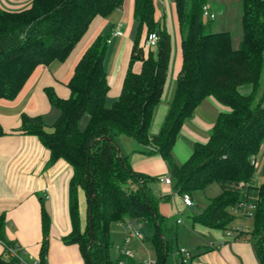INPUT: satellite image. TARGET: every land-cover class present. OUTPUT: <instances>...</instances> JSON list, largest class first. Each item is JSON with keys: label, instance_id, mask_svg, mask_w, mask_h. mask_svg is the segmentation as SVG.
I'll list each match as a JSON object with an SVG mask.
<instances>
[{"label": "trees", "instance_id": "trees-1", "mask_svg": "<svg viewBox=\"0 0 264 264\" xmlns=\"http://www.w3.org/2000/svg\"><path fill=\"white\" fill-rule=\"evenodd\" d=\"M180 33L181 67L164 122L149 135L153 111L161 100L171 59V37L154 18V0H134L133 19L138 24L118 98L106 105L109 90L104 66L109 30L98 35L77 61L67 82L69 96L62 98L44 87L49 104L59 115L45 129L42 115H20L17 129L35 135L49 151V162L62 159L72 168L69 180L71 232L66 243L79 246L85 264H114L108 255L111 225L135 218L142 222L143 241L156 253L154 264H165L175 242L176 226L158 210L160 197L149 186L152 178L133 170L118 151L117 138L127 136L138 144L154 146L166 161L179 193L191 195L212 182L220 193L192 216L194 223L226 230L234 220L231 208L246 200L254 205L251 238L260 264H264V180L253 182L252 158L264 141V0H241V39L232 46L228 31H212L205 19L207 0H173ZM123 0H30L21 10L0 7V99H13L37 65L63 61L96 16L106 17ZM145 29L141 39V30ZM159 39L155 51H144L150 32ZM140 62V70H133ZM248 86L247 92L240 88ZM228 110L220 112L205 142L196 143L189 158L178 165L172 157L181 126L207 96ZM87 115L83 129L79 121ZM4 130L0 125V136ZM87 201V220L80 227L78 190ZM162 197H167L163 195ZM49 219L42 211L43 238L38 264H45ZM0 242L4 251L16 246L5 235L0 215ZM178 248V247H177ZM0 264H23L9 256ZM193 256L191 255L190 259ZM182 262V261H181ZM127 264H143L129 259ZM185 264V262H182Z\"/></svg>", "mask_w": 264, "mask_h": 264}, {"label": "crops", "instance_id": "crops-1", "mask_svg": "<svg viewBox=\"0 0 264 264\" xmlns=\"http://www.w3.org/2000/svg\"><path fill=\"white\" fill-rule=\"evenodd\" d=\"M154 2V18L159 27L167 31L171 37V59L161 100L153 111L149 127L150 136L157 134L164 122L173 96L176 75L181 67L180 33L175 3L173 0H154ZM133 3L134 0H123L121 6L108 16H96L63 61L53 60L48 65H37L13 99H0V125L4 130V134L0 136V215H4L7 239L20 248L19 258L23 264H38L43 238V210L49 219L45 264H85V261L79 246L75 243H66L64 240L72 228L68 190L72 168L62 159L49 162V151L37 136L26 135L17 130L20 126V115L22 113L42 115L45 129L51 130L59 110L49 104L44 87L50 86L59 97L67 98L69 89L66 84L85 49L96 36L105 35L109 30L114 32L120 29L121 35L112 32L104 60L109 84L106 105L110 107L120 94L135 37L137 22L133 19ZM206 4L215 14L212 20L216 23L212 24V31L231 33L230 19L241 25V0H207ZM29 5L30 0H0V7L7 10H21ZM133 70L136 72L140 70V62L134 64ZM226 110L228 108L211 95L200 102L192 115L183 122L173 145L172 157L176 164L180 165L189 158L194 144L207 140L217 115ZM81 120L79 127L83 129L88 120L87 115H83ZM132 139L126 136L117 138L119 149L127 156L131 168L136 172L155 179L161 176L155 183L158 185V190L153 192L155 196L160 197L158 210L161 215L169 219L171 225L174 223L184 225L181 215L185 208L193 205L191 195L192 204L185 205L181 194L173 187V177L166 161L155 152L154 146L141 145ZM261 147H264V141ZM255 165L256 156L254 168ZM260 173L262 174V167L259 175ZM167 175L171 177L169 184L160 181ZM255 175L253 173V182L258 185L256 181L258 176ZM149 186L151 187V182ZM163 195L167 197H162ZM170 202L172 205H169ZM78 206L80 227L83 230L87 220V201L82 189L78 190ZM170 215H174L173 218ZM179 219L181 221L177 222ZM251 219L253 220L252 217ZM190 220L191 238H195L194 241H190L192 243L190 247L193 248L189 250L193 258H188L185 264H260L251 238L253 223L249 218H234L231 222L232 226H243V224L247 226H243V231L233 237L225 236V231L222 229L194 223L192 216ZM116 231H119L122 240L123 227L120 222L111 225V233ZM143 244L148 243L143 242ZM148 245L151 247L150 244ZM179 247L177 262L182 264ZM0 257L4 260L8 257L1 242Z\"/></svg>", "mask_w": 264, "mask_h": 264}, {"label": "rangeland", "instance_id": "rangeland-1", "mask_svg": "<svg viewBox=\"0 0 264 264\" xmlns=\"http://www.w3.org/2000/svg\"><path fill=\"white\" fill-rule=\"evenodd\" d=\"M231 23V34H232V46L234 47L238 46V41L241 39V25H237V23L233 22L234 19L229 20ZM215 21H213L214 23ZM216 23V22H215ZM213 29V28H212ZM138 24H135V35L138 33ZM146 31L144 28L141 30V39L144 38ZM149 48H146L144 46V51L146 52ZM261 88L264 83V63H263V69L261 74ZM248 86H243L240 88L241 92H247ZM82 121V120H81ZM121 137V136H120ZM118 137V138H120ZM127 137V136H126ZM130 139H132L130 137ZM133 140V139H132ZM264 147L260 148V151L256 155V165H255V171L254 173L258 176L256 177V181L258 184H260L264 180ZM262 167V174L259 175V170ZM168 176V175H167ZM161 177V176H160ZM160 177H157L156 179H159ZM153 178V177H152ZM156 179L153 178L151 182V189L155 193L158 190V185L156 183ZM174 182V179H173ZM155 184V185H154ZM221 191L220 186L216 182H212L209 185H207L203 189H197L194 190L191 193V197L193 199V205L191 207L185 208L183 210V214L181 215L184 219V225L183 224H175L176 226V239L174 244L171 246L170 251L168 252L165 264H178L177 262V247H184L188 250H190L191 242L195 240V238H191V229H190V217L193 215L199 214L201 211H203L209 204L210 200L214 198L219 192ZM166 200H169V198H166ZM169 205H172L171 202ZM171 208V206H169ZM173 216L174 215H170ZM248 219V218H245ZM250 221L253 223V220L251 217H249ZM171 221L174 222V220L171 219ZM243 226H247L243 224ZM191 241V242H190ZM121 243V235L119 231H116L114 233L110 234V246H109V259L111 263L117 264V262L120 259V254L118 247ZM133 259L136 262L142 261V259L147 258L150 256L153 260L156 259V253L148 244L139 243L137 241H134L131 245ZM5 254L8 256L7 260L10 259V255L5 252Z\"/></svg>", "mask_w": 264, "mask_h": 264}, {"label": "built area", "instance_id": "built-area-1", "mask_svg": "<svg viewBox=\"0 0 264 264\" xmlns=\"http://www.w3.org/2000/svg\"><path fill=\"white\" fill-rule=\"evenodd\" d=\"M202 15L205 19H210L212 20L215 17V14L213 11L210 10L207 4H204L202 7ZM114 34L121 35L122 32L120 29H117L113 32ZM159 39V35L157 32H150L145 41H144V46L153 49L156 47L157 42ZM252 162L255 163V157L252 158ZM161 182L169 184L171 183V177L165 176L160 179ZM183 203L185 205H191L192 201L190 198V195L187 193L181 194ZM254 209V205L250 202H247L246 200L238 202L235 206L231 208V213L234 215L235 218H249L252 216ZM181 220L179 219L177 222H180ZM123 227V236L121 243L118 247L119 254H120V259L117 262V264H127L129 259H133V254H132V249L131 245L133 241H138L140 243H143V233L141 232V227H142V222L135 219V218H125L124 220L120 221ZM243 226L242 225H231L225 230V236L227 237H233L234 235L240 233L243 231ZM9 250V255L12 257L18 258L20 261L21 259L19 258V252L20 248L16 246L11 247L8 249ZM179 253L181 254V261L185 262L188 258L191 257V252L184 248V247H179L178 249ZM21 263H23L21 261ZM143 264H154L155 260H153L150 256L147 258L142 259Z\"/></svg>", "mask_w": 264, "mask_h": 264}, {"label": "water", "instance_id": "water-1", "mask_svg": "<svg viewBox=\"0 0 264 264\" xmlns=\"http://www.w3.org/2000/svg\"><path fill=\"white\" fill-rule=\"evenodd\" d=\"M118 151H120V149L118 148Z\"/></svg>", "mask_w": 264, "mask_h": 264}]
</instances>
